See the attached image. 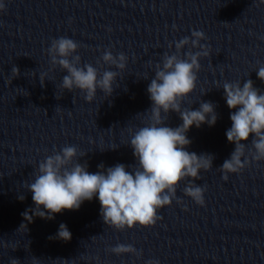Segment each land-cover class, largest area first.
Segmentation results:
<instances>
[{"label": "clouds", "instance_id": "clouds-1", "mask_svg": "<svg viewBox=\"0 0 264 264\" xmlns=\"http://www.w3.org/2000/svg\"><path fill=\"white\" fill-rule=\"evenodd\" d=\"M4 10L5 4L0 2V12ZM205 39L203 31L193 30L190 37L185 36L175 42L173 54L164 53L162 63L156 64L154 77L147 87L151 107L143 113L146 117L143 126L128 129L136 164L126 166L117 163L105 168L101 163L97 166L99 170L91 173L87 170V163L74 162L78 156L75 146L54 150L39 162L33 181L27 184L35 208L22 213L24 219L29 223L34 217L52 220L64 210H79L84 201L96 197L105 225L118 231L132 229L136 225L150 227L159 219L157 211L170 206L176 199L177 186L186 178L190 181L184 188V195L204 206L206 188L194 181L200 179L201 171L212 168L214 156L187 151L191 140L186 133L193 126H214L218 114L212 102H201L196 110L182 105L196 89L201 57L210 56L207 46L200 43ZM185 46H190L189 50L181 56ZM78 48L79 44L73 39L61 36L53 39L46 50L51 65L54 68L59 66L67 73L62 78L61 88L69 92L78 89L84 93L88 103L95 100L98 90L106 97L110 96L119 73L105 70L101 74L92 64L81 65V57L76 54ZM196 48L200 51L191 50ZM101 59L104 64L113 65L120 71L127 63L124 53L114 56L111 50H105ZM12 74L17 76L19 69L13 67ZM45 76H39L41 84ZM257 77L264 82V67L258 68ZM222 88L228 108L235 110L230 112L232 123L225 133L235 148L219 168L222 178L227 181L229 174L242 172L252 161L264 160V92L254 87L251 79L242 86L241 82H225ZM170 112L177 113L182 124L175 128L166 126ZM250 136L252 147L249 149L242 141H248ZM84 155L86 153H81L80 157ZM24 198L22 195L19 197L21 201ZM71 238L72 234L64 223L59 225L55 236L49 237L66 242ZM108 251L117 256L132 254L139 258L142 255L131 244H117ZM10 264L19 262L13 259ZM146 264H159V261L149 260Z\"/></svg>", "mask_w": 264, "mask_h": 264}]
</instances>
